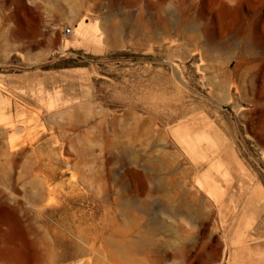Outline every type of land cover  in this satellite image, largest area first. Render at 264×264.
<instances>
[{"label":"rangeland","instance_id":"374dc122","mask_svg":"<svg viewBox=\"0 0 264 264\" xmlns=\"http://www.w3.org/2000/svg\"><path fill=\"white\" fill-rule=\"evenodd\" d=\"M0 264H264V0H0Z\"/></svg>","mask_w":264,"mask_h":264},{"label":"bare ground","instance_id":"6f19581e","mask_svg":"<svg viewBox=\"0 0 264 264\" xmlns=\"http://www.w3.org/2000/svg\"><path fill=\"white\" fill-rule=\"evenodd\" d=\"M210 37H211V36H210ZM210 37H209L208 39H210ZM206 41L209 43L208 40H206ZM208 43H207V44H208ZM210 43H211V42H210ZM210 43H209V44H210ZM210 45H213V44H210ZM209 47H210V46H209ZM219 166H220V165H219ZM213 167H215V166H213ZM221 168H222V167H220V169H221ZM212 169H213V168H212ZM214 169H215V168H214ZM220 169H219V171H221ZM222 169H223V168H222ZM215 170H217V169H215ZM215 170H213V171H215ZM210 171H211V170H210ZM217 171H218V170H217ZM220 173H221V172H220ZM219 175H220V174H219ZM222 175H224V173L221 174V176H222ZM223 178L225 179V176H224ZM250 206H251V205H250ZM170 211H171V210H170ZM173 211H175V210H173ZM171 212H172V211H171ZM173 213H174V212H173ZM175 214H176V213H175ZM173 215H174V214H173Z\"/></svg>","mask_w":264,"mask_h":264},{"label":"built area","instance_id":"2783aa9c","mask_svg":"<svg viewBox=\"0 0 264 264\" xmlns=\"http://www.w3.org/2000/svg\"><path fill=\"white\" fill-rule=\"evenodd\" d=\"M67 31H68L69 33L71 32V30H69V29H68Z\"/></svg>","mask_w":264,"mask_h":264}]
</instances>
